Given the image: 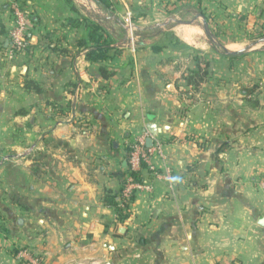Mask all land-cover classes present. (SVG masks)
Masks as SVG:
<instances>
[{
	"label": "crops",
	"instance_id": "obj_1",
	"mask_svg": "<svg viewBox=\"0 0 264 264\" xmlns=\"http://www.w3.org/2000/svg\"><path fill=\"white\" fill-rule=\"evenodd\" d=\"M204 1L215 31L151 2L168 16L132 18V48L140 0H0V264L23 251L43 264H264V41L251 36L264 0ZM14 2L31 26L11 56ZM93 24L111 42L103 61L87 59ZM142 136L152 190L123 218L127 147Z\"/></svg>",
	"mask_w": 264,
	"mask_h": 264
},
{
	"label": "built area",
	"instance_id": "obj_2",
	"mask_svg": "<svg viewBox=\"0 0 264 264\" xmlns=\"http://www.w3.org/2000/svg\"><path fill=\"white\" fill-rule=\"evenodd\" d=\"M11 16L13 19V28L9 34L10 55H18L22 53L27 46L28 32L31 26V19L20 3L14 2L10 6ZM129 16L128 30L131 34L130 44L132 48L136 46V36L134 23ZM153 148V147H152ZM146 147V137L142 136L133 142L128 143L127 147V163L129 175L125 179L121 191L119 208L124 214L129 213V209L133 198L139 193L151 192L152 188L146 179V173H155V168L151 162L153 150ZM143 176V179L139 177ZM264 187V182L262 183ZM21 260L24 264H43L40 260L31 256L28 252L21 253Z\"/></svg>",
	"mask_w": 264,
	"mask_h": 264
},
{
	"label": "rangeland",
	"instance_id": "obj_3",
	"mask_svg": "<svg viewBox=\"0 0 264 264\" xmlns=\"http://www.w3.org/2000/svg\"><path fill=\"white\" fill-rule=\"evenodd\" d=\"M127 1L128 0H120V3H122V2L127 3ZM140 1H141L140 2L141 4L137 5V7L134 10L135 14H134V12L130 11L131 13H133L131 18H133L135 23H138L139 25H142L143 23L149 22V21L150 22L151 21H157L162 16H168V15H161V16L157 17V15L156 16L151 15V13L149 11V9H151L153 7V4L151 2H160L161 5H159V6H161L163 9H165L167 7H171L170 10L173 13L170 14V18H172L173 22H179V23L193 22L196 20V17L198 16V14H200V15H203L205 17V19L209 23L211 30L215 31L216 27H215V24H213L216 22L215 21V15L210 13L209 9L206 11L204 10V9H206L205 4L201 5V3H200V7H199V5L197 3L200 2L201 0H152V1L140 0ZM204 2H206V0ZM135 3L138 4L139 2L136 1ZM144 12H146L147 14L145 15ZM143 17H147V18L144 20L143 19L140 20V23H139L138 19H141ZM124 19H125V17H124ZM250 20L251 19H249V20L246 19V20H244V23L247 22V24H248ZM251 22H252V26H253V24H258V25H255V28L252 29V33H251L252 40L257 41V40L262 39L258 36V33H259V31H262L264 24H261V21H259V22L256 21L255 16H253ZM155 37L152 36V39L154 40Z\"/></svg>",
	"mask_w": 264,
	"mask_h": 264
},
{
	"label": "trees",
	"instance_id": "obj_4",
	"mask_svg": "<svg viewBox=\"0 0 264 264\" xmlns=\"http://www.w3.org/2000/svg\"><path fill=\"white\" fill-rule=\"evenodd\" d=\"M98 2L99 5L104 7L105 9H112L115 6L113 0H95ZM92 32L90 35V43L92 44L87 53V59L91 62L96 61H103L109 58V53L111 51V42L109 37L103 36L100 34V27L93 24L92 25ZM258 36L260 38L264 37V26L262 31H259ZM139 179H143V176L139 177ZM115 205L118 207V212L120 217H126L127 214H124L123 211L119 208V204L115 202Z\"/></svg>",
	"mask_w": 264,
	"mask_h": 264
},
{
	"label": "water",
	"instance_id": "obj_5",
	"mask_svg": "<svg viewBox=\"0 0 264 264\" xmlns=\"http://www.w3.org/2000/svg\"><path fill=\"white\" fill-rule=\"evenodd\" d=\"M203 19H205V17L203 16V15H200ZM206 20V19H205ZM127 29H128V27H126ZM134 31H137L136 30V27H135V25H134V29H133ZM206 31H207V34L211 37V39H212V41L221 49V50H224L225 51V49H224V47H223V45L220 43V42H218V40L215 38V36L213 35V33H212V31L208 28V27H206ZM262 40L264 41V38H262ZM261 40V41H262ZM251 49H247V50H242V51H239V52H236V53H228V51H226L228 54H231V55H234V54H238V53H240V54H243V53H245L246 51H250ZM151 130H152V136H153V138L154 137H156L157 136V134H158V130H157V127H155V126H152L151 128H150ZM153 138H149L147 141H146V147L147 148H149V149H151L153 146H154V139Z\"/></svg>",
	"mask_w": 264,
	"mask_h": 264
}]
</instances>
